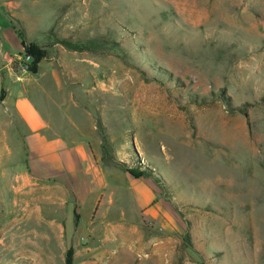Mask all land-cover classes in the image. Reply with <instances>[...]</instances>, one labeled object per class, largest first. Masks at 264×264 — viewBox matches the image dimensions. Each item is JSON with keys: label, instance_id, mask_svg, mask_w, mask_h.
Instances as JSON below:
<instances>
[{"label": "rangeland", "instance_id": "1", "mask_svg": "<svg viewBox=\"0 0 264 264\" xmlns=\"http://www.w3.org/2000/svg\"><path fill=\"white\" fill-rule=\"evenodd\" d=\"M5 20L61 77L47 91L58 105L40 104L54 126L78 123L106 166L146 170L159 190L155 215L128 198L85 227L70 195L48 190V264H62L68 219L64 264L75 243L89 264H264V0H0ZM18 129L0 174L19 171Z\"/></svg>", "mask_w": 264, "mask_h": 264}, {"label": "crops", "instance_id": "2", "mask_svg": "<svg viewBox=\"0 0 264 264\" xmlns=\"http://www.w3.org/2000/svg\"><path fill=\"white\" fill-rule=\"evenodd\" d=\"M16 37V30L8 21L0 22V152L2 157L10 158L16 149L12 150L7 139L19 127L18 151L22 158L17 163L16 175L5 171L0 174V249H6L3 257L6 264H30L32 257L37 264H48L57 256L48 244L47 226L55 223L48 222V217L53 215L47 209L48 190L70 195L82 227L96 211L103 218L106 210L120 208L119 204L128 198L137 209L153 216L159 209L156 203L159 190L148 179H137L106 166L100 146L81 131L78 123L70 119L69 134L54 126V117L46 115L40 104L48 97L50 106L58 105L47 91L52 93L55 86L62 90L61 77L54 69H46L43 62L36 75L19 71L17 59L24 54L23 44L20 49L19 45L16 47L14 55L8 54L10 42H16ZM7 164H1L0 168H8ZM65 224H55L61 240L58 249L62 264L66 249L72 247L68 233L73 228L69 219ZM31 234L38 237L37 255L29 250L36 244L31 241ZM74 248H79L72 253L77 264H89L93 260L89 248L79 247L77 243Z\"/></svg>", "mask_w": 264, "mask_h": 264}, {"label": "trees", "instance_id": "3", "mask_svg": "<svg viewBox=\"0 0 264 264\" xmlns=\"http://www.w3.org/2000/svg\"><path fill=\"white\" fill-rule=\"evenodd\" d=\"M14 29L17 31L18 29L14 27ZM20 39L22 40L23 46L25 48V51L27 54L32 56L33 62L30 65L29 71L30 73L36 75L39 72L40 64L47 59L48 53L38 47L30 46L27 44V41L25 39V36L21 31H17ZM241 111L243 109H240ZM128 173H130L132 176H134L137 179H151L152 176L149 174L146 170H139V169H128ZM156 183L159 184L158 180H156ZM68 264H71V261L68 262Z\"/></svg>", "mask_w": 264, "mask_h": 264}, {"label": "built area", "instance_id": "4", "mask_svg": "<svg viewBox=\"0 0 264 264\" xmlns=\"http://www.w3.org/2000/svg\"><path fill=\"white\" fill-rule=\"evenodd\" d=\"M32 60V56L26 55L23 62L19 63V71L24 72V73H29V68H30V61Z\"/></svg>", "mask_w": 264, "mask_h": 264}]
</instances>
